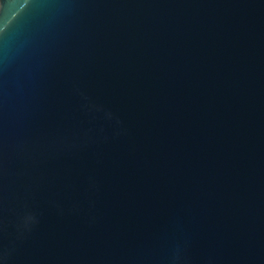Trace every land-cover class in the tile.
<instances>
[{
	"label": "water",
	"instance_id": "1",
	"mask_svg": "<svg viewBox=\"0 0 264 264\" xmlns=\"http://www.w3.org/2000/svg\"><path fill=\"white\" fill-rule=\"evenodd\" d=\"M0 264H264V0H0Z\"/></svg>",
	"mask_w": 264,
	"mask_h": 264
}]
</instances>
